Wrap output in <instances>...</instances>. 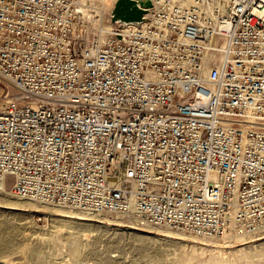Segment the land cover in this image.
<instances>
[{"label":"built area","instance_id":"1","mask_svg":"<svg viewBox=\"0 0 264 264\" xmlns=\"http://www.w3.org/2000/svg\"><path fill=\"white\" fill-rule=\"evenodd\" d=\"M109 1L0 0V192L263 237L264 0Z\"/></svg>","mask_w":264,"mask_h":264},{"label":"rangeland","instance_id":"2","mask_svg":"<svg viewBox=\"0 0 264 264\" xmlns=\"http://www.w3.org/2000/svg\"><path fill=\"white\" fill-rule=\"evenodd\" d=\"M0 264H264V236L238 244L200 240L144 229L120 216L19 200L6 187L0 193Z\"/></svg>","mask_w":264,"mask_h":264},{"label":"water","instance_id":"3","mask_svg":"<svg viewBox=\"0 0 264 264\" xmlns=\"http://www.w3.org/2000/svg\"><path fill=\"white\" fill-rule=\"evenodd\" d=\"M138 7L135 0H117L112 10L113 22H138L142 20L144 10L150 6V1L146 0L145 3H140Z\"/></svg>","mask_w":264,"mask_h":264},{"label":"bare ground","instance_id":"4","mask_svg":"<svg viewBox=\"0 0 264 264\" xmlns=\"http://www.w3.org/2000/svg\"><path fill=\"white\" fill-rule=\"evenodd\" d=\"M145 1L146 0H135V2L138 4V5H140L141 6V4L140 3H145ZM150 5H151V3H150ZM108 6H112V2L111 1H109V0H106V3H105V5H104V8H106V7H108ZM147 8H150V6L149 7H147ZM148 13H149V11H148ZM148 13H147V15H148ZM99 20L101 19V15L99 16V18H98ZM98 19H96V20H98ZM108 25H107V27L105 28V27H103V31H106V30H108ZM3 191H4V189H3ZM2 191V192H3ZM1 193V192H0ZM8 208L10 209V210H18L19 208H17L16 206L14 207V206H8ZM80 213H83V212H80ZM85 214H89V213H85ZM92 215H97V214H92ZM70 216H72V215H70ZM69 216V217H70ZM83 219V218H82ZM85 220H87L86 218H85ZM145 228H151V227H144V229Z\"/></svg>","mask_w":264,"mask_h":264}]
</instances>
